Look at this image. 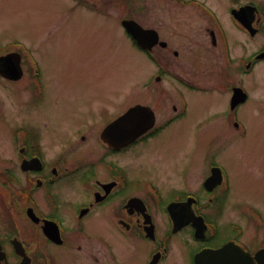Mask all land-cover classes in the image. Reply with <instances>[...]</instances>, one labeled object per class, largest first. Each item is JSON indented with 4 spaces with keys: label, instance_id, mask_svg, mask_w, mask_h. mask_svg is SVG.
<instances>
[{
    "label": "flooded vegetation",
    "instance_id": "1",
    "mask_svg": "<svg viewBox=\"0 0 264 264\" xmlns=\"http://www.w3.org/2000/svg\"><path fill=\"white\" fill-rule=\"evenodd\" d=\"M81 1L89 11L94 9ZM153 10L176 21L187 17V26L200 31L204 45L221 59L224 76L234 73L237 83L211 89L186 81L166 66L181 56V42H192L183 26L180 29L176 23L172 32H167L163 26L148 25L130 13L115 16L130 45L156 68L145 85L168 79L197 94L222 93L226 109L213 114L243 135L237 112L244 103L232 107L231 101L234 89L243 87V76L264 63V58L257 59L264 53V0H142V13ZM224 14L226 19L221 16ZM125 21L141 27L142 48L122 26ZM246 46L256 50L243 56ZM235 48L242 54L237 55ZM26 59L21 54L20 78L0 76L7 83L27 82L24 101L38 92ZM19 86L13 89L23 95ZM176 97L178 104L170 110L134 104L114 111L107 121L94 118L96 113L90 109L107 108L105 104L71 111L69 116L79 121L65 129L66 139L58 135L60 125H53L50 119H46L50 125L44 120L32 125L29 118H22L21 123L14 116L13 131L9 136L0 134V264H194L200 251L229 242L251 255L264 248L263 240L244 239L243 208L230 204L229 211L226 207L223 212V196L230 192L224 165L199 164L195 170L202 175L198 186L193 171L188 187L169 196L153 181L130 177L129 168L135 163L141 166L140 148L188 115L185 94L178 92ZM53 104H57L55 100ZM138 105L151 111L141 109L118 122ZM14 111L20 113L19 104ZM216 168L221 173L214 171L208 188L205 182ZM226 212L235 218L229 220Z\"/></svg>",
    "mask_w": 264,
    "mask_h": 264
},
{
    "label": "rangeland",
    "instance_id": "2",
    "mask_svg": "<svg viewBox=\"0 0 264 264\" xmlns=\"http://www.w3.org/2000/svg\"><path fill=\"white\" fill-rule=\"evenodd\" d=\"M84 1L94 6V12L81 0H0V55L9 47H22L38 88L34 97L24 101L26 81L16 85L0 80V134L9 136L16 127L13 118L23 123L22 118L27 117L32 125L50 119L53 125H60L58 135L66 139L65 129L79 121L69 116L71 111L105 104L107 108L90 109L96 113L94 118L107 121L114 117V111L134 104L170 110L178 104V92L184 93L188 115L140 148L141 166L133 164L130 177L153 181L169 196L188 187V178L199 164H222L230 181V192L222 200L223 212L226 207L229 211L230 204L243 208L244 239L264 241V63L241 81L250 95L237 112L244 127L241 135L226 126L223 117L213 114L226 109L222 93L197 94L168 79L145 85L156 68L130 45L115 21V16L130 13L148 25L163 26L167 32H172L176 23L180 29L183 26L192 42H181V56L173 60L170 57L172 61L166 66L186 81L211 89L237 83L234 73L224 76L221 59L204 45L200 31L187 26V17L176 21L160 10L142 13V0ZM221 16L226 19L225 14ZM255 50L246 46L243 56ZM234 52L242 54L240 48ZM18 86L23 95L14 91L13 87ZM15 104L20 105L18 115L14 113ZM49 140L54 138L49 136ZM193 178L197 187L202 175L197 170ZM248 208L255 209L259 227L251 220ZM226 217L231 220L235 215L226 212Z\"/></svg>",
    "mask_w": 264,
    "mask_h": 264
},
{
    "label": "water",
    "instance_id": "3",
    "mask_svg": "<svg viewBox=\"0 0 264 264\" xmlns=\"http://www.w3.org/2000/svg\"><path fill=\"white\" fill-rule=\"evenodd\" d=\"M128 32L131 33L133 38L141 44V28L135 22H126L125 24ZM21 70L19 66V60L15 58L13 54L7 55L6 57H0V75L10 78L18 79L21 76ZM240 91V90H239ZM241 92V91H240ZM242 94V93H241ZM240 93L235 95L239 100L243 101L245 95ZM145 110L146 108L135 107L130 112L123 117L118 122L125 119L131 118L130 115L140 112V110ZM259 264H264V258H259V255L255 258ZM195 264H254L253 260L245 253L241 252L238 248L232 245H226L219 250H205L198 254L195 258Z\"/></svg>",
    "mask_w": 264,
    "mask_h": 264
}]
</instances>
